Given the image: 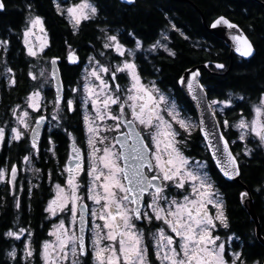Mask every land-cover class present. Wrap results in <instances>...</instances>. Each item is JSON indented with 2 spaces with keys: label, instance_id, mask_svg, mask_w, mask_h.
<instances>
[{
  "label": "snow or ice",
  "instance_id": "snow-or-ice-1",
  "mask_svg": "<svg viewBox=\"0 0 264 264\" xmlns=\"http://www.w3.org/2000/svg\"><path fill=\"white\" fill-rule=\"evenodd\" d=\"M52 3L57 14L71 24L74 34L82 23L98 17L99 10L91 0ZM127 3L134 4L135 0ZM26 7L22 43L28 57L39 59L49 48L45 20L33 12L30 3ZM5 8L4 0H0V11ZM219 25L237 28L225 16L217 17L210 26L215 29ZM34 30L44 37L38 47L31 41ZM98 31L101 35L95 39L100 41V50L88 56L83 84L77 81L68 90L71 95L65 94L57 68L60 57L53 56L47 61L49 75L42 68L38 77L29 69L28 77L39 80L40 86L28 93L23 105L11 108V124L0 125V146L26 142L25 154L16 163L0 164V184L12 194L19 211L22 197L16 193L26 192L31 198L33 190L40 187L31 180L26 186L20 173L31 172L42 181L47 179L54 195L43 209L47 214L44 219L56 221L39 242H34V230L18 221L0 233V238L13 241L6 257L12 264H36L37 257L39 264H86L90 252L92 264H248L242 251H229V242L234 244L238 237H221L220 229L230 231V223L206 161L195 160L185 149L192 130L198 129L223 176L229 180L239 177L241 156L255 155L256 149L249 144L256 141V147L264 150V92L250 105V119L242 111L235 123L226 118L222 122L214 120L212 129H208L203 118L193 123L171 93L155 80L145 82L141 74L138 62L147 59L141 54L163 50L175 57L176 52L169 47L170 34L189 38L175 23L169 21L147 49L134 32H127L125 37L108 27H99ZM126 39L134 47H127ZM232 40L240 57L253 55V45L242 32ZM8 45V40L0 39V52L5 54L2 75L7 86L13 88L17 79L8 66ZM92 47L95 50L96 45ZM68 49L67 61L78 64L75 50L71 45ZM215 68L223 70L225 65L216 63ZM187 71L189 77H180L178 83L186 84L191 98L205 106V111L215 117L232 110L233 97L209 99L199 82V69ZM121 80L126 83L121 84ZM46 83L55 87V95L48 102L52 105L50 119L44 114L48 108ZM235 98L244 100L243 96ZM73 112H79L82 118L83 146H78L77 138L63 125L65 115ZM43 126L49 129V135L41 153ZM51 127L62 128L70 141L69 162L62 167L57 163L58 174L36 166L45 156L48 160L57 158ZM231 128L238 132L234 140L226 138L221 130ZM237 142L243 145L241 152L233 150ZM247 196L246 191L240 193L242 200Z\"/></svg>",
  "mask_w": 264,
  "mask_h": 264
},
{
  "label": "trees",
  "instance_id": "trees-1",
  "mask_svg": "<svg viewBox=\"0 0 264 264\" xmlns=\"http://www.w3.org/2000/svg\"><path fill=\"white\" fill-rule=\"evenodd\" d=\"M70 1V0H69ZM196 5L204 14L207 22L211 24L221 15L227 16L239 24L250 37L256 48V53L250 59H242L234 56L231 70L224 74L230 65V49L225 41L217 38L206 30L203 20L195 6L189 2L178 0H135L134 4L126 5L119 0H91L99 12L98 17L91 22L82 23L79 32H73L71 24L67 19L57 14L52 0H4L6 8L0 11V39L9 41V51L6 54L8 66H10L17 79V84L9 88L3 77L5 54L0 52V122L10 121L11 108L25 100L29 92L39 87L40 81H33L27 73L31 68L35 74L42 64H46L53 56H59V65L66 86V94L69 88L82 80V69L84 58L95 55L100 50V41L96 40L101 34L99 27H108L113 32H134L136 37L143 41L144 48L158 39L160 34L166 30L169 21L175 23L189 38L185 40L179 33L170 34V44L175 52V57H170L166 52L160 50L158 53H143L146 61H139L141 74L145 81L155 80L161 89L171 93L179 105L187 114L196 117L192 104L181 91L178 81L184 71L197 64H207L210 71L201 69L202 82L207 87L209 98L223 99L233 97L232 110H226L227 118L233 123L243 111L250 116V105L257 101L261 92H264V10L255 0H189ZM264 2V0H262ZM32 5L35 14L41 15L45 20V26L49 35V48L45 49L39 59L28 57L22 43V29L25 26L27 5ZM127 47L132 48L134 44L125 40ZM92 44L96 45L95 50ZM80 55L78 64H70L67 59L68 46ZM98 59L106 60L107 57ZM216 63L225 65L223 70L215 68ZM87 64V63H86ZM34 66V67H33ZM123 84L126 81L122 80ZM47 99L54 97L51 87L46 89ZM243 96L241 101L235 97ZM222 122V116L218 115ZM55 125V123H53ZM64 128L72 132L77 141L84 145L83 123L79 112L67 113L63 120ZM229 140L236 138L237 130L234 128L224 129ZM54 133L53 140L57 148V158L37 161L36 166L44 172L52 170L58 174L57 163L61 167L65 164L69 154L70 141L64 135L62 128L51 127ZM49 129L43 133L40 150L45 152L47 144L46 137ZM251 139V138H250ZM258 142L253 141L249 147L256 149L251 158H240L241 179L249 187L254 199L255 211L261 225L264 236V150L256 147ZM26 142L4 144L0 146V164L16 163L25 152ZM234 152L242 151V145L237 142L233 145ZM186 153L191 157L206 161L208 171L219 189L224 200L225 211L229 218L230 231L220 229L221 237L234 234L235 243L229 245L235 251H242L248 263L264 259V246L258 241L255 233V222L243 206L240 193L244 192L241 185L225 180L218 172L210 154L208 153L203 138L198 129L192 131ZM50 155V153L48 154ZM26 186L27 181L40 185L34 189L31 198L26 192H17L22 197V208L17 211L14 207L12 194L7 188L0 184V233L7 231L17 221L20 225L30 228L35 232V241L39 242L46 237L51 228V222L45 220L47 215L43 209L47 201L53 196L48 180H40L30 172H21ZM57 178L54 175L53 179ZM260 189V190H258ZM44 225L43 230L41 225ZM12 240L0 238V264H12L5 255L6 250L12 246ZM20 248L21 245L17 244ZM36 264H39L37 257ZM86 264H92L91 253L86 258Z\"/></svg>",
  "mask_w": 264,
  "mask_h": 264
},
{
  "label": "water",
  "instance_id": "water-1",
  "mask_svg": "<svg viewBox=\"0 0 264 264\" xmlns=\"http://www.w3.org/2000/svg\"><path fill=\"white\" fill-rule=\"evenodd\" d=\"M120 2H122L123 4H126V5H131L129 3H127V0H119ZM178 1H183V2H189L191 3L193 6H195V8L197 9V11L200 13L201 17H202V20H203V25L204 27L206 28V30L208 32H210L211 34H213L214 36H216L217 38H220L222 40L225 41L226 45L229 47L230 49V58H231V61H230V65L228 67V69L225 71L224 74H227L232 66H233V63H234V56H237V57H240L239 54L235 51V48H234V42L232 40V36L235 35V34H238L239 32H242L244 35L247 36V38L251 41L252 45H253V48H254V53L251 57L254 56V54L256 53V48L254 46V43L252 42V40L250 39V37L247 35V33L244 31V29L239 25L237 24L236 22L232 21L231 19H229L227 16L225 15H221V16H225L227 19H229L232 23L236 24L237 25V28L236 29H229L227 28V26L225 25H219L217 26V28L213 29L211 28V24H209L203 14V12L196 6L194 5L191 1L189 0H178ZM256 2H258L262 7H263V10H264V2L262 0H255ZM78 56V54H77ZM79 57V56H78ZM251 57H248V58H242L244 60L246 59H250ZM79 62H80V57H79ZM78 62V63H79ZM57 68H58V73H59V76H60V79L62 80L63 82V85H64V90H65V94H66V86H65V83H64V80H63V77H62V72H61V68H60V65H59V61H58V64H57ZM196 69H199L200 73H201V69H205V70H208L210 71L209 67L207 64H197V65H194L188 69H186L183 73V77H189V72L187 70H196ZM50 71H51V66H50ZM181 76V77H182ZM199 79V82L204 86V89L208 95V98H209V94H208V90H207V87L204 85V83L202 82V74L200 75V77L198 78ZM179 84V87L181 89V91L183 92V94L185 95V97L187 98V100L192 104V106L194 107L195 109V112H196V116H197V119L198 121L203 118L205 120V123H206V126L208 129H212V126H213V122L214 120H218L220 121L218 115L213 117L211 114H210V111H205V106H202L201 104H199L197 101L193 100L191 98V94L188 93L187 91V86L186 84L184 85H181L180 83ZM52 89L54 91V95H55V87L52 85ZM210 99V98H209ZM46 130V126H43L41 128V139H42V135L44 133V131ZM224 134H225V130L224 129H221ZM200 133V132H199ZM201 137L203 138L202 134L200 133ZM226 136V135H225ZM227 138V136H226ZM41 142V140H40ZM205 143V142H204ZM205 147H206V144H205ZM208 153L210 154V156L212 155V152L210 149H208L206 147ZM212 159V158H211ZM213 160V159H212ZM69 162V161H68ZM213 163L215 164L216 166V163H215V160H213ZM218 172L221 174V176L227 180V181H231V182H235L239 185H241L244 189V192L246 191L248 193V196L243 198L242 200V203H243V206L245 207V209L247 210V212L249 213V215L252 217L253 221L255 222V233H256V237L258 239V241L264 246V236L262 234V231H261V225H260V221L258 219V216H257V213L255 211V206H254V199H253V196L251 194V191L249 189V187L242 181L241 179V175L239 177H236L234 180H229L227 177H224L223 174L220 172L219 168L216 166ZM261 264H264V259L262 261Z\"/></svg>",
  "mask_w": 264,
  "mask_h": 264
},
{
  "label": "rangeland",
  "instance_id": "rangeland-1",
  "mask_svg": "<svg viewBox=\"0 0 264 264\" xmlns=\"http://www.w3.org/2000/svg\"><path fill=\"white\" fill-rule=\"evenodd\" d=\"M72 2H75V0H73ZM47 30V29H46ZM34 35L31 37V41L33 42V44L34 45H36L37 47L39 46V43H40V39H43L44 37H43V34L42 33H40L38 30H34ZM47 40H48V43H49V35H48V32H47ZM46 64H42L40 67H39V69H38V74H37V76L39 77V72H40V69H46V76L47 75H49L50 74V65L47 63V61L45 62ZM87 64H88V61L86 62ZM86 64V65H87ZM84 67H85V65L83 66V69H82V73H83V70H84ZM145 82H147V81H145ZM81 84H83V80H81V82H80ZM40 86V85H39ZM74 86H76V85H73V86H71V87H74ZM48 87H51L52 88V84H48V83H46L45 84V89H44V96H45V102L46 103H48V102H50L53 98H51V99H47V96H46V89L48 88ZM174 97V96H173ZM175 98V97H174ZM176 99V98H175ZM25 101V100H24ZM24 101H22L21 103H19L20 105H23L24 104ZM178 102V101H177ZM255 103V102H254ZM179 104V103H178ZM51 107H52V105H51V103H48V108H47V111H45L44 112V114L45 115H47V116H49V119H50V116H51ZM217 111L219 112V109H217ZM184 114L185 115H187V116H189V117H191L192 118V121H193V123H198V119H197V117H195L194 115H192V114H187V113H185L184 112ZM220 115L222 116V118L223 119H228L227 118V115H226V110L225 111H223V112H220ZM249 117V119L251 118V116H248ZM223 119H222V121H223ZM238 119V118H237ZM229 120V119H228ZM230 121V120H229ZM236 121V120H235ZM235 121L233 122V123H235ZM4 120H2L1 122H0V125H2V124H4ZM10 124L12 123V116H11V118H10V121H8ZM52 123V125H53V123H55V121H52L51 122ZM235 129V128H234ZM194 130H196V128H194L192 131H194ZM236 130V129H235ZM237 136H238V133H237ZM237 136H236V138H237ZM236 138H233V139H231V140H234V139H236ZM84 142H85V140H84ZM78 146H83V145H81L79 142H78ZM242 148H243V145H242ZM70 150V149H69ZM238 152H240V150L238 151ZM68 156H69V154H68ZM68 156H67V159H66V162L65 163H68ZM195 160H198L199 161V159H196V158H194ZM24 173V172H23ZM31 173V172H30ZM32 174V173H31ZM53 195H54V192H53ZM51 199V198H50ZM89 204H90V202H89ZM213 212H214V209L212 210ZM54 222H56L55 221V218H53V222L52 223H54ZM222 239H223V237H222ZM229 245H232V243L231 242H229ZM21 247H22V245H21ZM233 249L231 248V247H229V251H232ZM248 264H255V262H253V263H248Z\"/></svg>",
  "mask_w": 264,
  "mask_h": 264
},
{
  "label": "flooded vegetation",
  "instance_id": "flooded-vegetation-1",
  "mask_svg": "<svg viewBox=\"0 0 264 264\" xmlns=\"http://www.w3.org/2000/svg\"><path fill=\"white\" fill-rule=\"evenodd\" d=\"M72 1H73V0H70L69 2L71 3ZM76 54H78V53L76 52ZM78 56L80 57L79 54H78ZM84 65H86V57L84 58ZM120 83L123 84V81L121 80Z\"/></svg>",
  "mask_w": 264,
  "mask_h": 264
}]
</instances>
